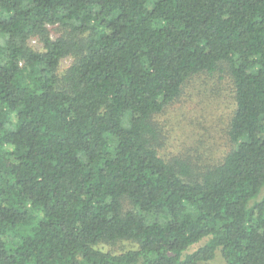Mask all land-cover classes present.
<instances>
[{
  "label": "trees",
  "instance_id": "trees-1",
  "mask_svg": "<svg viewBox=\"0 0 264 264\" xmlns=\"http://www.w3.org/2000/svg\"><path fill=\"white\" fill-rule=\"evenodd\" d=\"M222 63L232 146L199 171L156 118ZM217 255L264 264V0H0V264Z\"/></svg>",
  "mask_w": 264,
  "mask_h": 264
},
{
  "label": "rangeland",
  "instance_id": "rangeland-1",
  "mask_svg": "<svg viewBox=\"0 0 264 264\" xmlns=\"http://www.w3.org/2000/svg\"><path fill=\"white\" fill-rule=\"evenodd\" d=\"M49 27L52 38L59 33L57 27ZM34 49H42L38 38L28 40ZM73 60L66 56L60 60L58 71H64ZM180 97L157 116L161 125L158 141L164 153H176L203 170L223 159L232 146L227 129L234 108L233 81L225 63L214 73L193 77ZM129 241L103 244L108 250L120 251L131 247ZM222 264L217 255L212 264Z\"/></svg>",
  "mask_w": 264,
  "mask_h": 264
}]
</instances>
